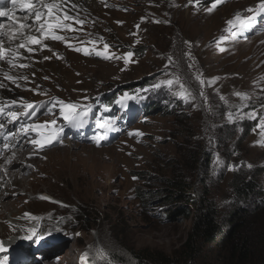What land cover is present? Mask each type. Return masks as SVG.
I'll use <instances>...</instances> for the list:
<instances>
[{
    "label": "rangeland",
    "instance_id": "obj_1",
    "mask_svg": "<svg viewBox=\"0 0 264 264\" xmlns=\"http://www.w3.org/2000/svg\"><path fill=\"white\" fill-rule=\"evenodd\" d=\"M81 1V6L68 5L61 11V16L66 12L85 21L83 25L65 21L74 29L59 30L57 34L65 40L45 39L43 44L48 47L42 50L34 45L37 51L31 60L24 52V58L16 63L28 64L25 69L9 71L6 61L0 62V83L5 85L0 90L12 92L1 98L0 106L16 110L20 116L15 122L7 118L6 131L15 133L20 143L0 148V164L28 141L19 131L22 124H37L41 129L46 123L63 120L58 103L51 113L33 122L25 121L20 104L36 107L48 100L50 107L57 100L87 104L93 95L114 90L107 97L113 101L117 92L135 88L149 95L147 105L122 126L111 144L97 146L87 138L66 139L67 133L56 146L35 148L38 154L45 152L41 156L27 155L35 168V164L48 165L50 153L69 149L50 179L36 171L30 184L34 193L23 189L6 192L7 199H21L12 207L13 218L8 213L0 219V240L24 235L33 226L59 236L40 252L23 253L42 255L35 264H123L116 257L126 263L137 257H161L173 264H222L224 252L218 244L223 233L217 230L209 241L195 226L200 221L199 210L211 206L217 213L218 229L224 228L225 215L239 203L233 186L243 179H252L257 186L247 201L257 198L264 204V129L259 127L264 119V14L255 13L264 0H220L211 12L207 9L216 0H92L90 7ZM249 8L254 11L248 12ZM11 13L24 22L28 10L15 8ZM237 13L241 19L255 15V23L250 30L233 36L236 27L229 31L227 21H235ZM34 19L29 15L27 23ZM19 22L0 17V23L9 27L19 28ZM104 43L110 45L107 54L133 52L134 56L127 65L122 59L96 56V51H104ZM76 47L87 48L90 54L77 52ZM45 56L52 58L45 60ZM6 71L9 75L22 72L29 79L18 80L17 87L4 77ZM195 74L211 81L204 85L203 97ZM164 79H173L174 84L153 89ZM177 79L196 96L194 101L189 97V102H184ZM12 100L17 105H12ZM91 114L82 128L63 121L74 132L91 131ZM4 120L0 116V121ZM36 134L31 132V138L36 139ZM176 180L185 184L181 201L169 186ZM4 190L0 180V191ZM26 212L42 219H25ZM187 244L192 247L191 258L185 257ZM31 259L36 261V256Z\"/></svg>",
    "mask_w": 264,
    "mask_h": 264
},
{
    "label": "snow or ice",
    "instance_id": "obj_2",
    "mask_svg": "<svg viewBox=\"0 0 264 264\" xmlns=\"http://www.w3.org/2000/svg\"><path fill=\"white\" fill-rule=\"evenodd\" d=\"M3 2L4 0H0V4H2ZM65 2L66 0H53V2L51 3H45L44 0H12L13 5L19 4L21 9L28 10V14L25 15L24 17V22H19V29L22 30L26 27L31 28L33 25H38L36 27V31L39 33V37L36 35L25 36L23 31H19L18 34L13 35L8 30L5 29V25L3 23H0V62L6 61V63L10 66L9 71H11V69H25L29 67L28 64L16 63V61H20L21 59L24 58V54L20 52V49H24L25 52L28 54L27 58L31 60L32 59L31 54L37 51V49L31 47V45H40L42 50L43 48L48 47L47 45L43 44L44 39H50L52 41L65 40L64 36L57 34V30H74L72 24L65 23V21L75 20V22L80 25H83L85 23V21L83 19H80L78 16L73 17L68 15L66 12L61 16V9ZM192 2L193 0H189V3ZM197 2H199V0H197ZM34 3H39L40 6L34 7ZM218 3H220V0H216V3H213L212 6L207 9V11L211 12ZM74 6L75 5L73 3V7ZM45 9L47 10L46 12ZM247 11L252 13L254 9L249 8ZM255 13L257 15L264 13V2H261L258 5V7L255 9ZM29 15L35 17L32 24L27 23ZM3 16H8L10 19H12V13L10 10L0 8V17ZM42 17H44V19H42ZM117 23H122V22L118 21ZM254 23H255V15L252 17H246L245 19H241L239 13L236 14L235 21L231 19L227 21V24L230 26L229 31H231L232 27H236V31L232 32L233 36H235L237 32L250 30L254 26ZM137 27H139V25H137ZM16 41L19 42L17 43ZM6 43H7V47H6ZM69 47H71V45H69ZM103 47H104V51H96L95 55L98 57H102L105 60L122 59L124 61V64L127 65L130 59L134 56L133 52H127L123 56H117L115 53L107 54V50L110 48V45L108 43H104ZM48 50L52 51L51 48H48ZM75 51L77 52L83 51L84 55L90 54L89 49L87 48L81 49L79 47H76ZM220 51H224V49L221 48ZM53 56H57V58H59L58 54L55 52H53ZM51 58H52L51 56L43 57V59L45 60H49ZM189 58H190V54H189ZM169 61L172 62L171 57H169ZM188 67L191 68L192 65L189 64ZM167 68L168 65H165V70H167ZM4 77L7 80H10L13 84H16L17 87H20L18 80L27 81L29 79L28 75L22 72L19 73L18 75H9V72L6 71L4 72ZM45 79H47V77H45ZM195 80L198 81L200 85L199 95L201 97L205 96V93L203 91L204 85L206 83H211V81H205L204 79L201 78L199 74H195ZM176 83L180 84V88L182 89L180 95L184 97L185 103L189 102V97L193 101L196 99V96L193 95L192 92L187 91L185 85L183 83H180L179 79L176 80ZM173 84H174L173 79H164L161 80L159 83L155 84L153 86V89H159L161 85L172 86ZM3 87H5V85L3 83H0V88ZM143 91L147 92L148 89H144ZM185 92H187V95H185ZM237 95L239 96L241 94L237 93ZM85 99L87 98L85 97ZM133 99H136L135 95L124 93L123 96L117 100V103H121L123 106V104L126 101H131ZM57 103L60 105L59 108L60 116L63 118V120L68 122L69 126L74 128H82L85 125L86 119L88 118L91 112L90 105L84 106L74 103H65L63 100H57L52 104V107L48 108V111L51 112L52 108H54ZM11 104L17 105V101L12 100ZM18 107L24 109L23 115L25 116L36 115V107L32 103L20 104L18 105ZM41 107H43V105H41ZM0 116L5 117L4 121H0V139L4 141L2 148L8 149L9 144L13 143L10 137L15 139V143H13V147H15L16 144L20 143V138L16 137L15 133L7 132L5 129V123L7 122L8 117L11 118L12 122L17 121L18 112L12 109L6 111L5 107L0 106ZM51 123L55 124V121H52ZM96 124H97L98 132L96 135L92 137V140L96 143L97 146H101L102 143L106 141L108 138L107 133L115 129L112 121L104 117L97 118ZM39 127L40 125L37 124H30V125L22 124L21 129L19 131H21L22 136L26 138L30 142V144L35 145L38 150H43L45 147H51L54 145V143L60 141V138L56 134L49 135L47 139H32L30 133L35 132ZM259 127L261 129H264V119L260 120ZM129 135H131V133H129ZM7 162L10 163L11 162L10 159ZM41 199H50V198L41 197ZM23 218L37 222H39L42 219L41 217H37L27 212L24 214ZM43 231L44 229H40V232ZM51 234H52L51 231H49L48 235ZM76 235L79 236L80 234L76 233ZM21 238L25 240H30L33 243H39L40 240L43 239V237L38 233L37 227L35 226L29 227ZM8 250L9 249L5 245V242L3 240H0V264H8L9 257L8 255H6V253H8Z\"/></svg>",
    "mask_w": 264,
    "mask_h": 264
},
{
    "label": "trees",
    "instance_id": "obj_3",
    "mask_svg": "<svg viewBox=\"0 0 264 264\" xmlns=\"http://www.w3.org/2000/svg\"><path fill=\"white\" fill-rule=\"evenodd\" d=\"M127 93L128 90H126ZM145 94V93H144ZM143 99L140 103L142 111L147 105V98ZM118 98V97H117ZM149 107V105L147 106ZM166 112H170L167 111ZM169 186H173L175 190L174 197L178 201L183 200L185 194L181 189L185 188V184L182 181L176 180L175 182H169ZM257 186L253 183L252 179L241 180L234 184L233 191L239 203L224 217V228L218 229L215 223V217L217 213L211 206L202 207L200 212V221L195 226V230L200 233V236L208 237L209 241L213 240L215 232L223 233V239L220 240L219 249L224 252V259L222 264H264V204L255 198L253 201L247 200L249 196H252L256 192ZM173 196V195H169ZM147 197V196H145ZM153 198V197H152ZM249 203V204H248ZM84 219H86V213L83 209ZM38 233H46V231ZM23 235L14 236L3 240L5 245L11 246L18 242ZM186 258H191L192 247L187 244ZM117 262L123 264H173L168 263L164 258L149 259V257H141L142 259H135V261L124 262L121 257H116ZM119 260V261H118Z\"/></svg>",
    "mask_w": 264,
    "mask_h": 264
},
{
    "label": "bare ground",
    "instance_id": "obj_4",
    "mask_svg": "<svg viewBox=\"0 0 264 264\" xmlns=\"http://www.w3.org/2000/svg\"><path fill=\"white\" fill-rule=\"evenodd\" d=\"M7 1H10V0L4 1L2 3V5L0 6V8H4V9H7V10H10L13 12H14L15 8H17V10L20 9V6H18L17 4L16 5H13V4L8 5ZM69 1L72 3L69 4ZM80 2H82V1L81 0H68L67 4H66V2L63 4L61 11L63 10L64 7H66L68 5L73 6V3L75 5L74 7L81 6L82 4ZM45 3H46V1H45ZM84 3H86V5L90 7V5L93 3V1L92 0H84ZM39 6L40 5H38V6L34 5V7H39ZM46 11L47 10L45 9V12ZM13 16L14 15H12L11 20H15L16 22L20 21V18H17L15 16L13 17ZM4 17H8V16H4ZM10 28L12 29V32H13V30H16L17 32L23 31L25 36H27L26 34H28V35H36L39 37V33L36 32V27H35V29H33V31H30L29 28H24L21 30L18 27L15 28V27H9V26L5 25L6 30H10ZM30 32H32V33H30ZM58 32H59V30H57V33ZM16 42L18 43L19 41H16ZM6 47H7V43H6ZM31 47H34V45H31ZM20 52L24 54L25 50L20 49ZM11 94H12V92H11ZM11 94L8 93L6 90L1 89L0 90V100L3 97H7V96L10 97ZM11 144L13 145V143H11ZM2 145H3V140L0 139V148L2 147ZM29 148H30V151H29ZM35 148H36V146L30 144L29 141H23L21 143L20 147H17L14 150H12L11 156L8 158V160L10 159L11 162L9 163L6 160L4 163L0 164V180L3 181L4 189H5L4 191H0V219L1 220L5 219V217L7 216L8 213H9L8 217L13 218L14 213H13V211H11L12 207L17 203V201H19L21 199V198H18L15 200L7 199V196H6L7 193L6 192H15V191H19V190L23 189L26 192H33L34 193L35 192L34 187L30 186V184H32L31 179L35 178L36 174L39 172L44 173L45 178L50 179V177L53 176V172H54L55 167L60 166L63 159L66 158V155L69 153L68 152L69 149H63L59 152H53V154L50 153L47 156L48 157L47 158L48 159V165L35 164L36 167L34 168L33 167L34 163H32L33 160L32 159H26V156L27 155L29 157H33L34 155L35 156H41L43 153H45V152H42L41 154H38L34 150ZM36 171H37V173H36ZM25 174H27V176ZM14 223L18 224L17 222H14ZM64 261L66 262L67 260L64 259ZM46 264H57V262L56 261H49V262H46Z\"/></svg>",
    "mask_w": 264,
    "mask_h": 264
}]
</instances>
